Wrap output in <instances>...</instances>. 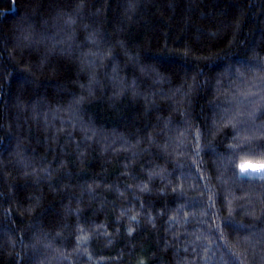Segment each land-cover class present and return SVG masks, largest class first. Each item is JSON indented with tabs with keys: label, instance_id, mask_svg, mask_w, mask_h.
I'll return each mask as SVG.
<instances>
[{
	"label": "trees",
	"instance_id": "trees-1",
	"mask_svg": "<svg viewBox=\"0 0 264 264\" xmlns=\"http://www.w3.org/2000/svg\"><path fill=\"white\" fill-rule=\"evenodd\" d=\"M262 161L264 0H0V264H264Z\"/></svg>",
	"mask_w": 264,
	"mask_h": 264
},
{
	"label": "snow or ice",
	"instance_id": "snow-or-ice-1",
	"mask_svg": "<svg viewBox=\"0 0 264 264\" xmlns=\"http://www.w3.org/2000/svg\"><path fill=\"white\" fill-rule=\"evenodd\" d=\"M249 154H255V153L250 152ZM254 174L260 176L261 178H264V161L258 164L248 163V164L240 165V172L238 173V176L252 177ZM133 219L135 218L133 217ZM81 239H84V237H81Z\"/></svg>",
	"mask_w": 264,
	"mask_h": 264
},
{
	"label": "rangeland",
	"instance_id": "rangeland-1",
	"mask_svg": "<svg viewBox=\"0 0 264 264\" xmlns=\"http://www.w3.org/2000/svg\"><path fill=\"white\" fill-rule=\"evenodd\" d=\"M249 162H247V163H243V164H248ZM252 164H258V163H252ZM254 175H256V174H254Z\"/></svg>",
	"mask_w": 264,
	"mask_h": 264
}]
</instances>
